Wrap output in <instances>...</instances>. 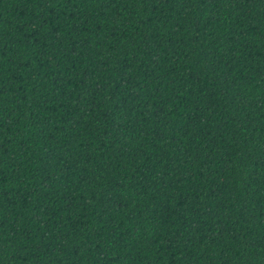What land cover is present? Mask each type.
<instances>
[{"label": "trees", "instance_id": "16d2710c", "mask_svg": "<svg viewBox=\"0 0 264 264\" xmlns=\"http://www.w3.org/2000/svg\"><path fill=\"white\" fill-rule=\"evenodd\" d=\"M0 264H264V0H0Z\"/></svg>", "mask_w": 264, "mask_h": 264}]
</instances>
